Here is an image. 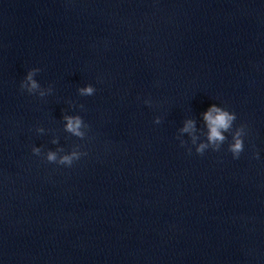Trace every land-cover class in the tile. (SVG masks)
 <instances>
[{"label": "clouds", "instance_id": "clouds-1", "mask_svg": "<svg viewBox=\"0 0 264 264\" xmlns=\"http://www.w3.org/2000/svg\"><path fill=\"white\" fill-rule=\"evenodd\" d=\"M41 69L32 68L30 69L24 79L20 82V89L26 91L30 95H38L43 98L47 95L52 94L53 86L49 85L47 88L41 87L38 81L34 78ZM80 96H92L95 94L96 89L93 85L88 84L77 89ZM71 103V102H69ZM145 104H151L150 100H145ZM79 108L84 109V105L80 104ZM203 121L206 126V133H204L205 140L197 143L199 137L192 135L191 144L195 145V152L199 155H204L207 149H211L214 152L221 150V146L227 140L225 133H231L232 140L228 145V151L231 152L233 159H239L240 154L244 150V136L246 133V126L240 125L233 132V123L237 119L236 113L231 112L223 107L217 106L216 104L211 105L207 111L203 114ZM64 121V131L79 139H84L87 135L89 125L85 123L80 115H69L64 113L62 116ZM154 123L160 124L161 118L156 117ZM196 131V121L193 119H187L184 122V126L179 129L180 133H189L190 135ZM36 132L39 134L45 133L43 127H37ZM180 141L181 147H186L187 141L181 139L180 135L176 137ZM58 138L54 137L51 141L52 144H58ZM80 145H74L69 152H65L63 147H57L55 150L42 151L41 147L33 146L31 151L36 156H43L47 163H54L65 167H72L74 162L86 156L87 152L81 151ZM188 154H191L192 149L187 148ZM255 158L259 159V154H255Z\"/></svg>", "mask_w": 264, "mask_h": 264}]
</instances>
